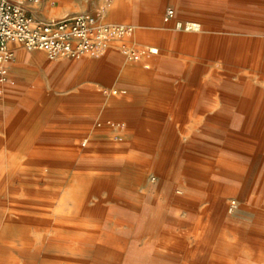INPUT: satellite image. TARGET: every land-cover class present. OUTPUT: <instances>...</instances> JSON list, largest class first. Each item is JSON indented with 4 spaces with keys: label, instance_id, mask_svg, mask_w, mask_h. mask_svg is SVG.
Instances as JSON below:
<instances>
[{
    "label": "crops",
    "instance_id": "0c3cea01",
    "mask_svg": "<svg viewBox=\"0 0 264 264\" xmlns=\"http://www.w3.org/2000/svg\"><path fill=\"white\" fill-rule=\"evenodd\" d=\"M59 1L61 9L45 10L49 2L55 6ZM69 1L42 0L26 9L48 20L75 14L78 8ZM135 1L141 2L133 18L138 34L159 48L157 57L125 59L119 46L130 45L127 39L119 46L111 42L100 55L80 59H49L43 51L9 45L14 55L0 79V144L16 145L15 157L26 161L34 159L30 146L55 138H63V143L111 141L122 148L127 143L144 152L158 149L162 160L176 153L175 145L185 154L193 153L194 137L201 142L205 161L213 156L219 172L238 175V150L256 146L257 151V145H264V0H170L176 20L198 24L196 31L150 26L143 18L152 10L145 3L150 0ZM92 15L101 19V13ZM150 64L151 72L141 71ZM41 159L50 161L48 156ZM92 161L78 156L73 162L81 166ZM61 162L65 164L60 169L68 171V160ZM207 190L214 192L209 185ZM215 192L218 200L202 204L212 222L220 219L216 210L224 208L219 200L224 192ZM250 214L252 226L259 218ZM234 219L244 221L238 215Z\"/></svg>",
    "mask_w": 264,
    "mask_h": 264
},
{
    "label": "bare ground",
    "instance_id": "6f19581e",
    "mask_svg": "<svg viewBox=\"0 0 264 264\" xmlns=\"http://www.w3.org/2000/svg\"><path fill=\"white\" fill-rule=\"evenodd\" d=\"M126 8L115 7L109 11V18L124 16L129 22L131 8ZM175 18L173 22H181ZM129 26L127 40L159 52L157 46L133 30V25ZM62 139L30 146L32 161L0 156V264H264V244H253L257 239L254 235L247 237L252 243L244 242L249 232L261 234L264 239V196L261 204L256 200L255 207L248 209L260 218L252 226L244 223L241 230L235 219L225 218V211L232 214L247 209L230 198L240 183L239 175L219 172L215 167L211 173L214 163L189 152L186 164L179 160L169 183L157 180L148 172L150 169L134 170L130 178L124 166L130 167L131 158L123 155L121 143L100 144L90 139L63 143ZM45 155L49 162L41 159ZM106 155L110 158L100 159ZM78 156L94 161L81 165L88 168L82 172L49 166L65 158L71 163ZM211 175L222 180L215 181L211 191L222 190L230 199H219L224 208L216 210L220 217L217 222L205 217L206 207L196 220L195 206L218 200L211 193L205 199ZM228 181L230 185L224 183ZM191 218L196 220L193 231L188 227ZM190 237L195 244L189 249Z\"/></svg>",
    "mask_w": 264,
    "mask_h": 264
},
{
    "label": "rangeland",
    "instance_id": "374dc122",
    "mask_svg": "<svg viewBox=\"0 0 264 264\" xmlns=\"http://www.w3.org/2000/svg\"><path fill=\"white\" fill-rule=\"evenodd\" d=\"M68 3H70V1L66 0V4H68ZM74 3H75V6H77L78 10L73 15H76V14H97V13L100 14L101 13V19L104 22L112 23V24L125 23L128 25H133V30H138V25L135 23V20L133 18H135L136 8L141 3L139 1H135V0H74V2H72V4H74ZM145 3H146V5L151 6V9H152L149 13H145L143 15V18H146L149 21L148 23L150 26H158V25H160V26H174V24H175V22H173L174 20L167 22V23L163 22V20H162L163 13H164L165 9L167 7H171L170 0H150V1H146ZM38 5L39 4L24 3L25 8H26V6L27 7H36ZM62 6H63V2L56 3L55 6L51 5L49 2L48 8L45 10L46 11H48V9L58 10V9H61ZM117 6H122V9H124V8L127 9L126 7L131 8V14H132L133 20L130 19V21L127 22V20H125L124 16H121V19H110L109 18V11L115 9V7H117ZM173 9L175 12V7ZM34 15L37 18H39L36 14H34ZM61 17H63V16H57L55 18H61ZM55 18H49L48 20L55 19ZM131 37H133V36H131ZM123 41L124 40H118V39L112 38L109 42H107L105 49L102 53H104L106 51V48L108 46H110L111 42H113L119 46V45H121V42L123 43ZM128 46L133 47L136 50H139L143 57H146V56H150V58H153L154 56L157 57V55H150L147 52L149 49L147 48L146 45H144L142 43H138V42L133 41L131 43V46L130 45H128ZM122 47L119 46L121 54H122ZM98 55H100V54H98ZM87 56H90V55H87ZM122 56L125 59H127L123 54H122ZM127 60H133V59H127ZM145 60L143 62L144 64H146V62H147ZM131 63L133 64V62H131ZM149 67H150L149 70H143L142 69L141 71L151 72L153 67L151 64ZM110 123L108 124L109 126L112 125ZM115 124L116 123H114V125ZM50 131L53 133H57V132L62 133L63 132V130H59L58 128L57 129L51 128ZM194 131L196 132L197 130H194ZM195 139H194L195 142L193 145V147H194L193 154H195V156H197V157H202L201 142H199L200 140L196 139L197 140L196 141ZM123 147H124L123 148L124 149L123 155L125 157L131 158V160L128 161L130 167L124 166V169L126 168V170H125L126 173H128V174L130 173L129 174L130 178H132L131 173H134L135 172L134 170L146 172L150 169L148 172L151 173V175L154 176L157 180H160L162 183H167V182L169 183L170 181H173L174 173H175L176 166L178 165L179 160L183 159L184 164H186V162H187V154H185L183 150H182V152L178 151L177 148H176L177 150H176L175 154L170 153V154L165 155V156L163 155V157H166V158L163 161H160V157H162V154L159 153L158 149L157 150L153 149V151H151V152H149V151L144 152V151H139V149L142 150V148H138L137 146H134L132 144H127V146L123 145ZM172 147H173V145H172ZM175 147H180V146H175ZM249 147L250 146H246V147L243 146L242 150H238L241 157L239 159V162H237L238 166L236 167V169L234 171H235V173H237L240 176V179H239L240 183H239V185H236V186L234 185L235 186V188H234L235 189V195L230 197L231 199L236 200L238 203L245 205V207H247V209L246 208L245 209L240 208L239 210H235L234 213H232V214L226 213V211H225V218L230 217V218H232V220H234V216L238 215L244 220L241 222H238L236 220V222H237L236 226L241 228V230L244 229V223H248L250 220V216H251L250 211L251 210H248V209H253L254 207L251 208L249 206H252V205L255 206L256 200H258L257 203L261 204L260 201L263 199V196H264V187L262 186V184L264 182V159L262 157V153H263L262 151L264 149V145H257V151L255 150L256 146H251L250 150H249ZM16 150H17L16 145H12L9 143H5L4 145L0 144V156H2L3 158L15 156ZM180 150H181V148H180ZM133 151H135V152L137 151V153H134ZM255 151L258 153H256ZM250 153H252V154L250 155ZM141 154H143V156H140ZM181 154H183V155H181ZM251 157H253L252 161H250ZM212 158H213V156H211L210 162H211V164H213V163L214 164L210 169L211 173L213 172L212 168L214 169V167H215V169H218V167H219L218 162L216 164V161L214 160V158L213 159ZM55 163L53 161L50 162V164H49L50 168L51 167H53V168L59 167L60 168L61 165L64 166V164H65L63 162H57V164H55ZM74 164H75L74 162L70 163V165H69L70 167H69L68 172H76V171L82 172V171L88 169V168L81 167V166H77V168H76V166H74ZM65 166L68 167V165H65ZM210 179L211 180L208 183L210 189H211L212 184L215 181H220V182L222 181L219 178H216L212 175H211ZM224 183L227 185L231 184L229 181L224 182ZM196 184H198V182H196ZM207 194L208 193L206 191L205 192V199L206 200L209 197V194L208 195ZM211 194L214 197V199L218 198L217 192L214 191L213 193L211 192ZM230 198L225 197L224 199L226 202H228ZM202 204L195 206L194 214L196 216V220L202 216L201 215V212L203 210ZM258 209H261V208L258 207ZM205 214H206L205 217L207 218V211L206 210H205ZM206 218H205V220H206ZM196 220H195V218H191L189 220L188 227L192 231L195 228ZM245 221H247V222H245ZM259 221H260V218H259ZM254 235H255L254 237H256L257 239L255 238L256 240L252 241L253 244H256V243L264 244L263 235H261V234H254ZM245 237H246V240L244 242L246 243V245H249V243H252L249 239H247V237L252 238V234L250 232L247 234V236L245 235ZM187 241L189 242V245H188L189 249L191 247L193 248V245L195 244L193 237H190L189 240H187ZM176 260H179L178 255L176 257Z\"/></svg>",
    "mask_w": 264,
    "mask_h": 264
},
{
    "label": "built area",
    "instance_id": "2783aa9c",
    "mask_svg": "<svg viewBox=\"0 0 264 264\" xmlns=\"http://www.w3.org/2000/svg\"><path fill=\"white\" fill-rule=\"evenodd\" d=\"M42 0H0V79L7 73V64L13 58L10 44L21 45L27 51L40 50L49 59L59 57L80 59L101 54L112 38L126 40L131 34L127 24H106L92 14H76L50 20L37 18L26 10L24 3L39 4ZM174 9L167 7L163 22L172 21ZM177 30H198L193 22H175ZM149 53L155 54L153 49ZM127 59L141 55L139 50L123 45ZM1 96V89H0Z\"/></svg>",
    "mask_w": 264,
    "mask_h": 264
}]
</instances>
